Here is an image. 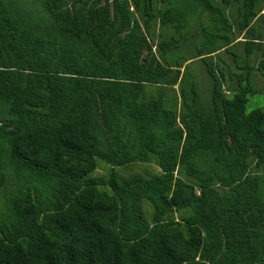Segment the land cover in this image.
<instances>
[{"label": "trees", "instance_id": "1", "mask_svg": "<svg viewBox=\"0 0 264 264\" xmlns=\"http://www.w3.org/2000/svg\"><path fill=\"white\" fill-rule=\"evenodd\" d=\"M254 71L264 0H0V264H264Z\"/></svg>", "mask_w": 264, "mask_h": 264}, {"label": "rangeland", "instance_id": "2", "mask_svg": "<svg viewBox=\"0 0 264 264\" xmlns=\"http://www.w3.org/2000/svg\"><path fill=\"white\" fill-rule=\"evenodd\" d=\"M164 5L161 3L157 4V7L160 9L162 8ZM228 15L230 17H235L237 15V7L236 6H232V7H225ZM203 22L206 26L208 24V20L205 17H196L194 18V20L192 21L190 28H189V33L190 34H194L196 32V30L198 29L197 27V22ZM154 30L156 33V42L158 41L157 37L159 36V34L164 35L165 37H170L174 34V31L172 29H160L159 24L154 25ZM234 35L236 37H239L238 42L234 47L230 48L232 53H235L239 56V61L240 63H244V60L246 59V54H245V48L242 45L245 37L244 36H239L237 32L234 33ZM233 56L232 55H228L226 54V52H221L220 56H215V60L216 62L221 66V67H225L227 68V66H225V64L227 65H231L233 68L236 66L235 64H233ZM261 53L260 52H254L250 58L249 61L252 65H254V67H258L260 62H261ZM193 68V66H192ZM194 69L195 71L198 73V78L199 81L201 83V86L203 88H206L208 83H207V77L205 75L204 69L202 67V63L199 62H195L194 64ZM253 86H254V90L257 92V94H254L252 96L249 97L250 101L247 105V109L249 112L259 109V108H264V77L261 75V73H259L258 71H254L253 72ZM227 86V85H226ZM176 97H178V105L180 104L179 102V96H178V88H176ZM173 98H175L174 95H172ZM110 171V167L103 163L100 162L99 163V168L97 169V171L95 172V174L93 175L94 178L99 179V180H106L108 173ZM160 168L157 166V164L155 162L149 163V164H144V165H136L132 168H124V169H118V172L120 173V175L125 176V177H129L135 174H141L147 177H151V176H155L158 175L160 173ZM146 214H150L151 209L149 207V205L144 204L143 206Z\"/></svg>", "mask_w": 264, "mask_h": 264}, {"label": "built area", "instance_id": "3", "mask_svg": "<svg viewBox=\"0 0 264 264\" xmlns=\"http://www.w3.org/2000/svg\"><path fill=\"white\" fill-rule=\"evenodd\" d=\"M227 94H230L229 92H227Z\"/></svg>", "mask_w": 264, "mask_h": 264}]
</instances>
